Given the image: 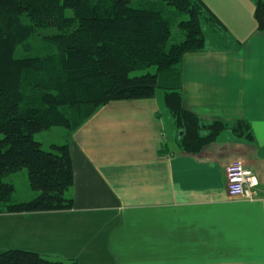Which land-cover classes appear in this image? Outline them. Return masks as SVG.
<instances>
[{
    "label": "crops",
    "instance_id": "crops-1",
    "mask_svg": "<svg viewBox=\"0 0 264 264\" xmlns=\"http://www.w3.org/2000/svg\"><path fill=\"white\" fill-rule=\"evenodd\" d=\"M202 1L223 25L202 20L203 50L183 56L182 105L204 123L245 121L251 137L228 126L186 152L163 94L110 102L69 136L72 208L0 212V253L77 264H264V32L250 0ZM235 159L258 178L252 199L227 194Z\"/></svg>",
    "mask_w": 264,
    "mask_h": 264
},
{
    "label": "trees",
    "instance_id": "trees-1",
    "mask_svg": "<svg viewBox=\"0 0 264 264\" xmlns=\"http://www.w3.org/2000/svg\"><path fill=\"white\" fill-rule=\"evenodd\" d=\"M159 2L188 16L177 23L180 41H172L174 23ZM253 16L264 32V0H255ZM202 20L223 25L202 0H0V212L71 209L69 136L113 101L148 99L162 89L186 152L199 151L228 126L251 137L245 121L204 123L182 105V58L203 50ZM31 39L55 52L22 55L19 47ZM140 70L146 71L131 75ZM54 126L65 129L67 143L44 150L34 134ZM22 169L36 195L13 201L14 186L4 178ZM0 264L77 263L11 249L0 253Z\"/></svg>",
    "mask_w": 264,
    "mask_h": 264
},
{
    "label": "rangeland",
    "instance_id": "rangeland-1",
    "mask_svg": "<svg viewBox=\"0 0 264 264\" xmlns=\"http://www.w3.org/2000/svg\"><path fill=\"white\" fill-rule=\"evenodd\" d=\"M251 7L254 9V2L255 0H250ZM140 3L137 1H133L132 5L137 6ZM152 6H158L163 12V14L166 17H169L171 20H173V27H172V41H180L183 38V33L182 31L178 28L177 23L180 20H186L188 19V16L186 14H179L175 12L173 7L166 5L163 2L159 3H150ZM149 4V6H151ZM238 4V1L236 5ZM144 5H147L146 3ZM209 43V42H208ZM19 51L23 55H38L42 53H47L49 52H55V50L51 47H49V44L42 42L41 40L38 39H31L21 45L19 47ZM149 71H153V68L148 69ZM146 70L144 71H134L131 75H139L142 73H145ZM162 89H156L157 94H163ZM67 135L66 131L62 127H50L48 129L42 130L36 134H34V139L37 140L38 142L41 143V147L44 150H50V145L51 144H56V145H61L64 143H67ZM4 181L10 182L12 181L13 186H14V192L12 194V200L14 201L15 199H22L23 195L25 193L32 192V190L29 187L28 183V177H27V171L26 169H22L21 171H18L16 173H13L7 177L4 178ZM49 258V257H48ZM52 259V258H51Z\"/></svg>",
    "mask_w": 264,
    "mask_h": 264
},
{
    "label": "built area",
    "instance_id": "built-area-1",
    "mask_svg": "<svg viewBox=\"0 0 264 264\" xmlns=\"http://www.w3.org/2000/svg\"><path fill=\"white\" fill-rule=\"evenodd\" d=\"M256 174L239 159L231 161L226 167V190L230 197L252 199L258 186Z\"/></svg>",
    "mask_w": 264,
    "mask_h": 264
}]
</instances>
